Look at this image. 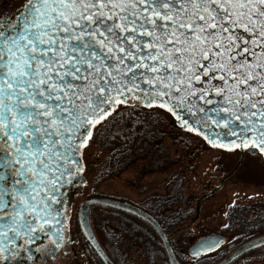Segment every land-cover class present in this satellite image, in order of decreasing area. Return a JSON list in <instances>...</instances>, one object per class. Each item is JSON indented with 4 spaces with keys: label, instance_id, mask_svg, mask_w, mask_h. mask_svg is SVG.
Instances as JSON below:
<instances>
[{
    "label": "snow or ice",
    "instance_id": "1",
    "mask_svg": "<svg viewBox=\"0 0 264 264\" xmlns=\"http://www.w3.org/2000/svg\"><path fill=\"white\" fill-rule=\"evenodd\" d=\"M167 124L183 130L185 147L221 150L229 172L264 173V0H13L0 9V264L67 261L72 193L87 204L81 186L97 180L86 167L93 145L139 136L138 151L151 157L147 137ZM138 179L134 171L124 183ZM168 207L141 200L136 215L152 227L133 235L128 250L119 246L123 234L102 244L96 217L85 211L75 226L86 257L204 264L229 248L225 262L255 264L264 254V234L246 238L230 213L222 227L235 231L227 240L181 249L164 227Z\"/></svg>",
    "mask_w": 264,
    "mask_h": 264
},
{
    "label": "flooded vegetation",
    "instance_id": "2",
    "mask_svg": "<svg viewBox=\"0 0 264 264\" xmlns=\"http://www.w3.org/2000/svg\"><path fill=\"white\" fill-rule=\"evenodd\" d=\"M161 135L162 133L159 136ZM159 136L154 134L147 137L148 143L153 145L155 155L151 157L141 155L138 151L141 146V141L139 140L134 146L131 143L129 161L123 159L119 152H115L112 164L110 163L111 152L106 147V144L104 143L102 146L97 145L107 152L108 158L106 161L100 163L101 166L98 169L96 182L88 186H81L82 188H88V198L101 196L127 202L139 208L141 207V200L147 196H151L156 200H165L169 207L164 211V217L167 218L164 227L169 233L168 239L181 249L191 250L197 247L203 240H227L233 235L235 230H225L222 227L223 224L229 222V217L226 213L231 214V222L234 225L245 230L246 238H252L253 233L255 235L264 234V228L252 227L251 231H249V227L253 225V222L256 225L264 223V191L262 190L264 187V173L259 170L243 174L229 172L225 163V157L220 154L221 150L199 147V149L218 151L214 165L211 168H205L203 167V163L196 164L197 167L195 166L196 168L193 173L194 176L199 177L193 179L187 178L184 166L179 167L175 165L174 161L176 160L169 156L167 147L161 145L160 141L162 139ZM86 167L90 169L88 175L91 179L93 164L89 161L88 157ZM122 170L135 171V175L139 179L133 185L136 186L138 185V181L143 180L148 183L150 192L146 190L143 197L139 194L136 198H133L120 193L103 191L100 188L108 180L105 179L103 183H100V177L105 175V173L108 174V178H110L111 173L118 176L123 172ZM148 175L150 176L142 179L143 176ZM152 175H159L160 180H149ZM96 184L99 186L97 187ZM255 184L261 189L258 191L248 189V186ZM181 188L183 189V193L177 197V190ZM82 195L83 193H72V198L75 201L73 209L76 211L72 232V240L75 243L74 247H69L67 261L63 262V264H68V261L74 262V264H93V261L89 260L85 255L86 238L79 234L80 228L75 226L77 220H81L80 197ZM137 198L141 199L138 200ZM92 205L104 206L98 209L90 208L89 212L92 216L96 217L95 231L100 237L102 244H109L108 237L110 233H116L118 236L123 234V239L120 241L119 246L128 250V243L133 239V235L135 237H144L150 234L152 226L145 224L136 215V212L104 203H93ZM106 209H113V211L109 212ZM145 210H147L146 206ZM157 219L163 218L157 216ZM138 224L141 227L134 234L130 235L125 231V229H136ZM235 234L237 236L240 235L239 232H235ZM241 242L243 243V241ZM116 243L117 241L115 240L111 241V244ZM233 247H235L234 242ZM131 251L132 255H134V245ZM230 251L231 249L225 248L218 255L209 254L204 264H219L225 260V256ZM183 258L190 259V251H184ZM262 262H264V254L256 253L255 264H262ZM58 264H61V262H58ZM227 264H232V262L229 261Z\"/></svg>",
    "mask_w": 264,
    "mask_h": 264
},
{
    "label": "rangeland",
    "instance_id": "3",
    "mask_svg": "<svg viewBox=\"0 0 264 264\" xmlns=\"http://www.w3.org/2000/svg\"><path fill=\"white\" fill-rule=\"evenodd\" d=\"M12 2L13 0H0V9L9 8ZM160 134H156V135L159 136ZM159 137H161L162 139L160 141L161 145L163 147L167 146L169 156L172 159L176 160L174 161L175 165H178L179 167L184 166L187 178L193 179L199 177V176L198 177L194 176L193 173L194 169L197 167L196 164L203 163L204 165L203 167L205 168L206 167L211 168L214 165V160L217 156L218 151L199 149V147L197 150V147L195 146L194 142L188 143L187 146L185 147L182 141L187 139V137L184 135L183 130L180 129L178 126H175L173 124H167V126L164 128V131L162 132V135ZM200 148H206V147L200 146ZM107 158H108L107 152L103 150V148H99L97 145H93V148L88 154V159L93 164L91 177L93 176L97 177L99 172L98 169L101 166L100 163L106 161ZM133 172L134 171L124 170L118 176L117 175L115 176L111 173L110 178H107L108 180H106L103 183V186L101 185L100 188L103 191L107 190L110 193H120L122 195L131 196L133 198H136V196H138L139 194L143 197L146 190L150 192V187H148L147 182L140 180L138 181V185L136 186H134L133 183L131 184L124 183V179L129 175H131ZM150 175L143 176L142 179H145V177H149ZM149 180L159 181L160 176L152 175L151 178H149ZM255 185L248 186L249 187L248 189L254 191H258L261 189L260 187ZM262 190L264 191V187ZM137 199L140 200L141 198H137Z\"/></svg>",
    "mask_w": 264,
    "mask_h": 264
},
{
    "label": "water",
    "instance_id": "4",
    "mask_svg": "<svg viewBox=\"0 0 264 264\" xmlns=\"http://www.w3.org/2000/svg\"><path fill=\"white\" fill-rule=\"evenodd\" d=\"M93 203H104V204H108V205H111L114 207H118L121 209L133 211V212H136L135 209L139 208V207L134 206V205L127 203V202H122V201L114 200L111 198H104L101 196H92V197L88 198L87 204L81 205V208H80V211H81L80 212V218L81 219L84 216L85 211L90 212V207H88V205H92ZM89 219H90V217H89ZM229 261L225 262V260H224L223 264H227ZM219 264H222V262Z\"/></svg>",
    "mask_w": 264,
    "mask_h": 264
},
{
    "label": "trees",
    "instance_id": "5",
    "mask_svg": "<svg viewBox=\"0 0 264 264\" xmlns=\"http://www.w3.org/2000/svg\"><path fill=\"white\" fill-rule=\"evenodd\" d=\"M141 141V139L139 138V136H136L134 138V142H128L126 145H121V142L120 141H116L114 144H110V143H105L106 144V147L109 148L110 152H111V159H110V163L112 164L114 162L113 160V154L115 152H119L120 153V156L125 159V160H128L129 161V155H130V146H131V143L132 145H136L137 141ZM117 151H115V150Z\"/></svg>",
    "mask_w": 264,
    "mask_h": 264
}]
</instances>
